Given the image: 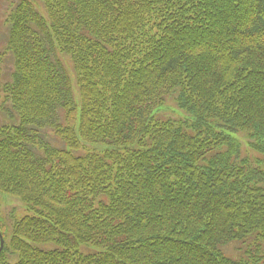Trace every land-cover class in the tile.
<instances>
[{
  "label": "trees",
  "instance_id": "1",
  "mask_svg": "<svg viewBox=\"0 0 264 264\" xmlns=\"http://www.w3.org/2000/svg\"><path fill=\"white\" fill-rule=\"evenodd\" d=\"M38 1L7 18L0 194L35 216L0 264H264V0Z\"/></svg>",
  "mask_w": 264,
  "mask_h": 264
},
{
  "label": "rangeland",
  "instance_id": "2",
  "mask_svg": "<svg viewBox=\"0 0 264 264\" xmlns=\"http://www.w3.org/2000/svg\"><path fill=\"white\" fill-rule=\"evenodd\" d=\"M22 0H0V84L9 82L11 80V75L14 69L13 57L10 52H7L6 46L9 36L10 26L7 23V18L11 14V12L20 4ZM33 2L38 8L41 6L38 0H29ZM40 9V8H39ZM71 70L70 66H68ZM75 88L76 81L74 78L72 79ZM158 115L162 118H172L179 119L183 113L180 112L179 108H177L174 100L168 102L165 107H162L158 110ZM15 119V120H14ZM18 123L16 120L14 112H12L9 108V105H4V109L0 112V126L1 125H14ZM44 138L56 147L63 148L64 145L60 142L52 132L45 131ZM241 140L244 144V150L251 155L252 158L258 157L254 152H252L248 148V139L244 136H241ZM28 216H35L34 212L29 210L27 206L17 198L9 197L6 195L0 194V224L3 225V229L6 232V239L11 238L10 234L12 233V228L22 219ZM0 234L4 240L5 247V239L2 231L0 230ZM1 242V240H0ZM244 250L239 244H230L225 248V251L228 256L234 259H241L243 256ZM86 251V250H85ZM91 251V250H90Z\"/></svg>",
  "mask_w": 264,
  "mask_h": 264
},
{
  "label": "water",
  "instance_id": "3",
  "mask_svg": "<svg viewBox=\"0 0 264 264\" xmlns=\"http://www.w3.org/2000/svg\"><path fill=\"white\" fill-rule=\"evenodd\" d=\"M0 254L2 253L3 249H4V240H3V237L1 236L0 234Z\"/></svg>",
  "mask_w": 264,
  "mask_h": 264
}]
</instances>
